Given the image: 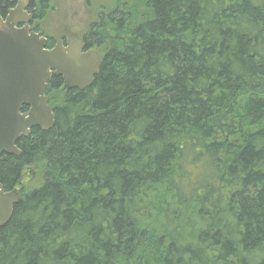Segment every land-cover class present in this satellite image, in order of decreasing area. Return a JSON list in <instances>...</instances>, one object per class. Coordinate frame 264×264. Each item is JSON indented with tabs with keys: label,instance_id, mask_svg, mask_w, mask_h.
Instances as JSON below:
<instances>
[{
	"label": "trees",
	"instance_id": "obj_1",
	"mask_svg": "<svg viewBox=\"0 0 264 264\" xmlns=\"http://www.w3.org/2000/svg\"><path fill=\"white\" fill-rule=\"evenodd\" d=\"M118 4L93 85L53 76L55 126L0 156V264H264V0Z\"/></svg>",
	"mask_w": 264,
	"mask_h": 264
},
{
	"label": "water",
	"instance_id": "obj_2",
	"mask_svg": "<svg viewBox=\"0 0 264 264\" xmlns=\"http://www.w3.org/2000/svg\"><path fill=\"white\" fill-rule=\"evenodd\" d=\"M3 1L16 6L5 17L0 13V156H20L21 137L35 127L49 131L55 126L46 93L52 77L61 76L65 89L85 90L99 74L102 58L80 36L58 40L48 48L47 37L31 28L29 1ZM20 200L18 190H6L0 183V228L10 222Z\"/></svg>",
	"mask_w": 264,
	"mask_h": 264
},
{
	"label": "rangeland",
	"instance_id": "obj_3",
	"mask_svg": "<svg viewBox=\"0 0 264 264\" xmlns=\"http://www.w3.org/2000/svg\"><path fill=\"white\" fill-rule=\"evenodd\" d=\"M48 2V8L43 15L35 17L33 26L36 31H41L54 42L71 36H82L90 24L98 19L100 12H108L119 5V0H48ZM35 181L38 179L33 178L31 182L29 178L24 179L27 185Z\"/></svg>",
	"mask_w": 264,
	"mask_h": 264
},
{
	"label": "flooded vegetation",
	"instance_id": "obj_4",
	"mask_svg": "<svg viewBox=\"0 0 264 264\" xmlns=\"http://www.w3.org/2000/svg\"><path fill=\"white\" fill-rule=\"evenodd\" d=\"M13 4V6L12 7H10L9 9H8V11L11 9V8H13V7H15L16 6V3H12ZM7 11V12H8ZM28 11H29V13H31L32 15H33V13L32 12H30V10H29V8H28ZM36 21V18H35V16L33 15V19H32V22H31V26H32V28L34 27L33 26V23ZM65 40V39H64Z\"/></svg>",
	"mask_w": 264,
	"mask_h": 264
}]
</instances>
